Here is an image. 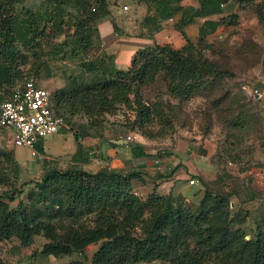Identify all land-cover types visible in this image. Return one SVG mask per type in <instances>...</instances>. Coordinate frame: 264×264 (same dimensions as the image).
<instances>
[{"label":"trees","instance_id":"16d2710c","mask_svg":"<svg viewBox=\"0 0 264 264\" xmlns=\"http://www.w3.org/2000/svg\"><path fill=\"white\" fill-rule=\"evenodd\" d=\"M179 1L154 0L159 21L179 12ZM115 2L41 0V10L33 11L25 6V0H0V101L25 81L34 80L27 78L24 69L29 65V54L60 34L64 7L77 11L74 44L87 51L92 47V34L97 33V22L107 16V9ZM212 5L208 0L194 15ZM236 18L231 14L217 22L206 21L196 43L186 40L179 49L170 45L140 49L126 70L110 67V61L102 56L82 63V69L91 74L90 82L69 78L66 87L50 93L53 113L65 121L63 127L74 116L83 114L90 127L97 128L100 118L124 108L134 117L133 129L144 132L158 113L142 102L140 85L162 74L170 94L191 96L215 71L214 63L204 58L196 46L208 48L204 43L208 34L218 26L234 25ZM48 25L51 32L46 31ZM34 66L30 65L29 71ZM74 140L77 148L69 160L74 166L60 170L47 163L38 179L24 185H32V189L18 202L13 188L0 195V246L12 242L9 252L19 253L31 247L36 237H42L45 242L40 254L55 259L81 255L98 244L90 264H264V230L259 227L246 239L247 234L240 228L244 221L231 214L228 195L204 188L195 206L155 192L146 197L135 195L134 183L141 180L142 173L106 167L86 171L81 167L91 161L93 153L76 137ZM133 145L135 158L147 157L141 147ZM38 152L42 154L40 148ZM2 160L15 162L10 153L0 151ZM1 182H5L2 177ZM260 222L264 225V218ZM0 264H9L1 254Z\"/></svg>","mask_w":264,"mask_h":264},{"label":"rangeland","instance_id":"374dc122","mask_svg":"<svg viewBox=\"0 0 264 264\" xmlns=\"http://www.w3.org/2000/svg\"><path fill=\"white\" fill-rule=\"evenodd\" d=\"M124 4L128 5V10L124 12L127 15L120 12L124 15L123 19L130 22L127 24L129 29L137 27L142 20L141 16L134 17L139 12L137 3L116 0L111 7L117 12ZM64 9V24L61 25L60 34L42 45L40 50H34L36 54L31 52L29 65L24 68L27 78L32 77L49 93L66 87L69 78L90 82L91 74L86 73L81 65L95 60L101 48V41L95 32L91 36L92 47L87 51L74 44V23L78 21V14L70 6ZM235 14L237 18L234 25L221 27L218 33L205 40L208 48H204L203 44L196 46V50L215 65V71L208 75L204 86L186 97L170 94L162 74L153 81L141 84L139 92L142 102L158 113L144 127V132L133 129L134 117L124 108L113 116L100 118L101 124L97 128H91L89 119L83 114L74 116L60 132L42 141L49 155L54 156L55 160L63 159L52 161L50 168L65 170L74 166L69 162L70 159H64L65 154L74 147V137L80 143L86 138L102 139L104 152L109 146L120 145V141L134 132L139 136V144L135 145L147 154L143 160L145 165L140 170L132 167L133 171L142 173L141 180L134 183V192L139 196L145 193L142 195L146 197L149 191L155 190L161 183H168L177 178L179 172H184L182 165H177L182 154L201 159L198 157L204 158L211 153L208 160L217 166L215 178L207 181L205 186L197 176L184 173V177L176 179L173 186L180 193L172 197L195 206L198 203L195 195L204 188L228 195L231 214H237L244 221L240 228L247 234L246 239L254 236L257 228L264 230L260 222L264 218V177L261 179L247 175L250 168L264 164V105L261 102L264 95V0L242 1ZM128 17L131 19L127 20ZM51 30V25H48L46 31ZM121 31L124 36L129 33L125 35L123 28ZM34 63L35 66L29 71L30 65ZM35 68H38L37 72H34ZM38 146L35 145V150H38ZM11 150V134L0 128V151L10 153L13 159ZM21 156L25 160L32 157L27 150ZM91 158L102 159L99 152L93 153ZM81 168L92 172L101 167L96 166L93 170ZM0 177L5 180L0 183V195L5 191L10 193L9 190L13 188L17 202L32 189V185H24L34 179L20 181L19 167L15 162L11 164L2 160ZM190 179L198 183L191 186ZM19 192L22 194L19 195ZM44 242L42 237H36L31 246L32 254L35 255ZM12 245V242L3 244L0 251L7 253ZM97 247L98 244L91 245L81 255L75 253L56 259L59 264H69L71 261L90 264ZM46 257L54 261L53 257ZM30 264L46 263L35 261ZM136 264L168 263L153 261Z\"/></svg>","mask_w":264,"mask_h":264},{"label":"crops","instance_id":"0c3cea01","mask_svg":"<svg viewBox=\"0 0 264 264\" xmlns=\"http://www.w3.org/2000/svg\"><path fill=\"white\" fill-rule=\"evenodd\" d=\"M207 1L208 0H180L178 5L181 7V10L173 13L164 21H159V16L156 15L154 0L141 1L137 3L139 12H137V15L134 17L138 18L141 16L142 20L137 27L130 29L127 25L130 22L127 23V21L123 19V16L127 14L122 12L121 9L115 12L114 9L110 7L107 9V16L96 24L97 36H99V41H101V48L97 51L95 58L97 56H102L106 61H110V67L117 70H126L133 55L138 50L150 48L154 45H170L174 49H179L185 45L186 40L195 41L198 38L199 29L206 21L217 22L221 18L235 14L241 2L245 0H211L213 4L212 7H207L206 11H202L200 15H194L195 12L199 13L201 11L202 4ZM25 6L33 11L41 10V0H25ZM215 9H218V11H213ZM120 12L124 15H121ZM128 18L127 20L131 19V17ZM221 27L223 26H218L213 33L208 34L209 37L218 33ZM119 28H123L125 35L129 32L128 35H121L122 31ZM261 100L264 105V95ZM8 131L11 134V131ZM72 141L74 147L71 148V152L65 154L64 159H70L76 151V143L73 139ZM101 141L102 139L86 138L81 142L84 147L90 149L91 154L99 152L102 158H100V164H95L91 158V163L83 166L84 168L89 167L93 170L96 166H100L101 168L106 167L119 171H125L126 169L133 171L132 167L140 170L145 165L143 160L146 158H135L133 154L134 145L125 143L124 139L119 142L120 145L109 146L104 152L102 150ZM39 148L42 150V154L37 152L38 156H32L25 160L22 158L21 154L26 150L30 153V149L25 147L15 148L12 146V156L19 167L20 181L36 179L41 175L43 169L48 166L47 163L50 162L52 164V161L63 160H55L54 156L51 154L49 155L42 142L39 144L38 149ZM210 154L211 153L204 157L205 159L203 157H198L201 159H192L191 155L182 154L178 159L177 165H182L184 172H179L177 174L178 177L168 183L160 184V181L157 182L160 184L159 187L149 191L148 194L152 192L159 195L171 194V196L179 194L180 191L176 188L173 189V186L176 179H182L184 177V173L186 175L190 174L197 176L206 186V182L213 180L217 173V166L208 160L211 156ZM236 155L235 153V156ZM154 163H156V161ZM99 169H94L92 172H96ZM236 174L238 175V172ZM247 175H254L256 178L262 179L264 177V164L261 163L257 165L256 168H250V170L247 171ZM202 194L203 191L197 193L195 195V200L199 201ZM40 250L41 248L36 251L35 255L32 254V247L23 249L19 253L8 251L7 253H2L0 251V254L3 258L8 260L9 264H30L35 261L44 262L46 264H59L55 258L53 259L54 261H50V257L42 256ZM30 258H33V260Z\"/></svg>","mask_w":264,"mask_h":264},{"label":"built area","instance_id":"2783aa9c","mask_svg":"<svg viewBox=\"0 0 264 264\" xmlns=\"http://www.w3.org/2000/svg\"><path fill=\"white\" fill-rule=\"evenodd\" d=\"M127 10L128 6L124 5L122 11ZM254 93L257 94L256 91ZM63 125V119L52 111L50 93L35 80L25 81L8 98L0 101V128L11 131L13 147L28 148L31 156L38 155L35 145L58 133ZM124 141L127 144H139V136L131 132ZM93 161L100 164L98 159ZM197 183L194 179L189 181L191 186Z\"/></svg>","mask_w":264,"mask_h":264}]
</instances>
